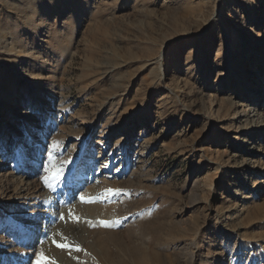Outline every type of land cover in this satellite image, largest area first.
I'll return each mask as SVG.
<instances>
[{"label": "rangeland", "instance_id": "rangeland-1", "mask_svg": "<svg viewBox=\"0 0 264 264\" xmlns=\"http://www.w3.org/2000/svg\"><path fill=\"white\" fill-rule=\"evenodd\" d=\"M41 255L264 264V0H0V264Z\"/></svg>", "mask_w": 264, "mask_h": 264}, {"label": "bare ground", "instance_id": "bare-ground-1", "mask_svg": "<svg viewBox=\"0 0 264 264\" xmlns=\"http://www.w3.org/2000/svg\"><path fill=\"white\" fill-rule=\"evenodd\" d=\"M243 1H245V0H243ZM251 14H252L253 16H255V17H258V9H257V7H256L255 5L252 7ZM256 22L260 23L261 20H260V19H257ZM247 32L250 33V34H252V32H251V30H250V27H247ZM256 37H257L256 42H258L260 39H262L263 36H262L261 34H258ZM239 58H240V57H239ZM168 68H169V70H168L166 73H164V75H165V74H168V73L170 72V67H168ZM247 93H249V95H250V96H248V98L250 99V103H257V105H258V104H259V101H260L261 99H263L262 97H260V99L257 100V97H258L259 95H258V94H254V92H253V91H250V89L247 91ZM252 94H254V99H252V98H253V96H251ZM251 99H252V100H251ZM23 170H25V168H23ZM220 182H223V184L226 183L225 181H222V180H220ZM235 249H237V248H235ZM254 250H255V249H254ZM235 251H236V250H235ZM256 252H257V250H256Z\"/></svg>", "mask_w": 264, "mask_h": 264}, {"label": "snow or ice", "instance_id": "snow-or-ice-1", "mask_svg": "<svg viewBox=\"0 0 264 264\" xmlns=\"http://www.w3.org/2000/svg\"><path fill=\"white\" fill-rule=\"evenodd\" d=\"M60 176H61V171H60V170H57L56 172H54V173L52 174L51 179H52L53 182H55V181H58V180L60 179ZM48 183H49V181L46 179V180H45V184L47 185ZM80 199L83 200L84 198L81 197ZM101 224H102L103 226H105V227L108 226L107 223H106V222H103V221H101ZM57 247H60V248H67V247H70V246H69V245H64V244H57ZM76 250H77V251H80L81 249L77 248ZM46 259H47L46 257H44L43 255H41V256H39V257L37 258L36 264H41V261L46 260Z\"/></svg>", "mask_w": 264, "mask_h": 264}]
</instances>
